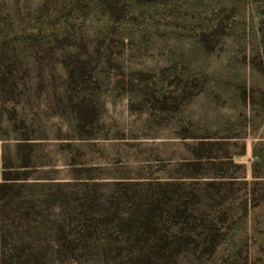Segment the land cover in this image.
Masks as SVG:
<instances>
[{
    "label": "rangeland",
    "instance_id": "obj_1",
    "mask_svg": "<svg viewBox=\"0 0 264 264\" xmlns=\"http://www.w3.org/2000/svg\"><path fill=\"white\" fill-rule=\"evenodd\" d=\"M0 264H264V0H0Z\"/></svg>",
    "mask_w": 264,
    "mask_h": 264
},
{
    "label": "trees",
    "instance_id": "obj_2",
    "mask_svg": "<svg viewBox=\"0 0 264 264\" xmlns=\"http://www.w3.org/2000/svg\"><path fill=\"white\" fill-rule=\"evenodd\" d=\"M3 180H7V177H6V175H5V174L3 175Z\"/></svg>",
    "mask_w": 264,
    "mask_h": 264
}]
</instances>
